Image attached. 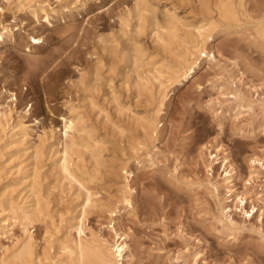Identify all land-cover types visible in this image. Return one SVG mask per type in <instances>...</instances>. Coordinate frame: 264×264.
I'll list each match as a JSON object with an SVG mask.
<instances>
[{"label":"rangeland","instance_id":"1","mask_svg":"<svg viewBox=\"0 0 264 264\" xmlns=\"http://www.w3.org/2000/svg\"><path fill=\"white\" fill-rule=\"evenodd\" d=\"M137 1L0 0V32H12L0 39L9 121L0 127V229L12 230L0 262L26 238L13 207L37 200L43 213L29 227V260L67 262L62 245L84 205L78 185L56 174L71 118L87 144L71 165L99 199L87 208L86 232L112 239L106 226L118 206L129 264H264V0H232L239 20L231 23L218 12L226 0H148L160 20L176 15L174 40L139 24ZM208 24L216 58L196 55L192 73L172 80L197 40L186 32ZM152 119L157 129L144 135ZM124 164L134 174L130 208L114 173Z\"/></svg>","mask_w":264,"mask_h":264},{"label":"bare ground","instance_id":"2","mask_svg":"<svg viewBox=\"0 0 264 264\" xmlns=\"http://www.w3.org/2000/svg\"><path fill=\"white\" fill-rule=\"evenodd\" d=\"M157 11L158 10H156L155 7L148 3V0H138L135 17L138 18L140 25H145L147 22H150V24L158 30L166 29L168 32V37H170V39L174 40V38H178L180 22L176 18L174 12L172 13L170 12V10L165 11L162 20H160V18H158L157 16ZM218 12L220 18L227 23L237 22L239 20L238 11L236 7L233 6L232 0H226L223 4H221V6H219L218 8ZM4 30L6 29L4 28ZM213 30L214 29L211 28V25L208 24L198 26L196 33L186 32V37L195 36L197 40H195V42H192L191 44L185 45L186 47L181 58L182 62L178 64L176 71L170 72L172 80L173 78L179 79L180 77L187 78L189 74L192 73V69H194V65L196 64V62H192V60L196 58V55H203L204 57H208L209 61L216 58L215 49L213 47L209 48L207 46V43L214 36ZM257 33L259 37L264 40V27L259 28L257 30ZM5 34H12V32L11 30L0 32V39H3ZM35 40L40 41L37 38H34V41ZM185 41L183 40V42ZM139 54V51H137L135 56L136 62L140 60ZM187 71L190 72L188 75ZM160 75L161 74L159 73L158 78L160 77ZM159 79L162 78L160 77ZM167 81L169 82V80H166V84L168 83ZM159 82H162V80ZM161 85H163V83ZM165 87L162 88L161 86L160 92L164 91ZM155 121L156 120L152 119L149 121H145L144 124L142 123V129L145 130L144 135H152L154 133V131L157 129L158 124ZM8 122L9 121L6 112L0 107V127L3 125H8ZM20 126L21 125H19V127ZM63 126L65 140L62 143L63 147L61 157L57 161L58 165L56 166V174L60 175L62 179L66 181L68 180L69 183L78 185L80 191L84 193V205L80 209V215L78 218H76L77 220L75 221V223L69 226L71 227V230L67 231L65 241L63 240V245L61 244L63 248L62 246L60 247L63 249L65 254L67 253L66 264H129V257L131 253V246L128 240L129 237L127 233L123 232V229H121L117 225L115 219L118 215L117 213L120 212V210H118V206L109 211V223L108 226H106L110 231L112 239L103 237V235H100L99 233H96L94 231H90L89 233L86 232L87 227L85 226V221L87 208L94 205L96 206V203L99 201V199L97 198L95 191L93 192L90 186L88 187L87 185H85L84 181L77 177L75 169L73 170V167L71 165L72 158L74 155H76L78 149L80 147L82 148L87 146L85 142H82L83 140L80 141V137H77L75 135L77 132L75 127L76 121L71 118L64 119ZM22 129L23 131L27 132V128L23 127ZM136 145L140 146L142 145V143L138 142ZM136 145H132L131 147L135 149ZM114 173L118 178L123 179V186L120 190L121 203L125 208H130L132 207L133 201L132 188L130 187L129 178L134 177V174L133 172H129L127 164L122 165L120 170H115ZM39 174L40 167L37 163L34 171V178L31 180L32 191L33 193L35 191V193L37 194L40 193L38 189V180L40 177ZM39 204L40 201L37 200L35 205L31 207V209H29L30 207H17V204V206H15L16 208L13 207V212H11V219L14 220V225H16L17 223L20 224L26 238L23 241L20 239V247L18 246L19 249L13 251L14 253L12 254V258L9 257L10 260L3 259L0 264H33V260H29L31 257H33L34 254V243L31 233H29V227L33 224V222H35V219L43 213ZM2 226L3 227L0 229V242L2 238L7 236L12 231L7 230L8 225L6 224V222L2 223Z\"/></svg>","mask_w":264,"mask_h":264}]
</instances>
